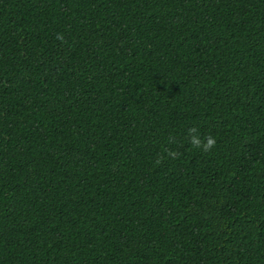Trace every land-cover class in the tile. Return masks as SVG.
I'll return each mask as SVG.
<instances>
[{"label":"trees","instance_id":"1","mask_svg":"<svg viewBox=\"0 0 264 264\" xmlns=\"http://www.w3.org/2000/svg\"><path fill=\"white\" fill-rule=\"evenodd\" d=\"M0 264H264V0H0Z\"/></svg>","mask_w":264,"mask_h":264}]
</instances>
